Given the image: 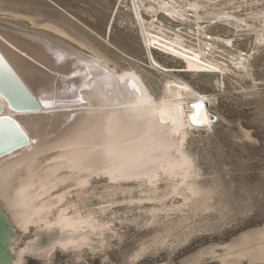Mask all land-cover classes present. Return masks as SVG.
Listing matches in <instances>:
<instances>
[{
    "label": "rangeland",
    "instance_id": "374dc122",
    "mask_svg": "<svg viewBox=\"0 0 264 264\" xmlns=\"http://www.w3.org/2000/svg\"><path fill=\"white\" fill-rule=\"evenodd\" d=\"M219 1L207 10L234 2ZM246 2L249 7L240 8L241 13L228 8L236 17L258 18L259 0ZM129 5V0H0V19L61 38L117 73L136 72L154 99L163 96L170 77L214 98L211 127L189 130L184 146L192 162L187 182H194L197 195L182 201L184 185L173 191L181 176L162 170L153 179L129 182L94 175L66 190L58 208L35 214L33 223L20 227L16 250L25 251L38 240L43 246L51 243L56 230L52 223L63 210L64 215H88L103 223L108 243L101 248L94 247L97 240L83 247L57 244L48 264H264V45L253 55L250 77L226 74L219 86L217 74L191 68L206 71L203 61L186 60L182 57L188 54L174 55L161 47L148 52ZM159 19L171 27L180 24L164 14ZM247 19L257 27L256 20ZM234 31L221 21L207 29L213 36L232 38L236 49L248 52L253 37ZM220 48L225 51L215 62L227 63L230 52L225 55L228 50ZM149 56L159 65L152 66ZM24 261L45 262L27 255Z\"/></svg>",
    "mask_w": 264,
    "mask_h": 264
},
{
    "label": "bare ground",
    "instance_id": "6f19581e",
    "mask_svg": "<svg viewBox=\"0 0 264 264\" xmlns=\"http://www.w3.org/2000/svg\"><path fill=\"white\" fill-rule=\"evenodd\" d=\"M129 2V9L131 10L133 19L135 20L139 29L143 44L148 52L152 49L153 39L162 37V39L159 40L158 43L166 44L171 48L173 46L179 47L182 50L181 52L188 54L189 56L193 55L194 53L200 55L201 61H203L207 65L204 70L211 71V68L220 69V71H218V76L221 75L222 79L218 77V80L216 81L219 86H223L224 77L226 74H233L234 76L241 77L242 79L244 77H250L251 61L253 55L257 53L258 46L261 47L264 45V32L260 31L261 24L258 18L253 19L254 21L256 20V23H258L257 28L255 26H252L253 23L255 25V22H253L251 25V21L249 20L250 22H248V17H236L235 15L237 14H235L234 11L230 12V9L228 7L219 9L217 8V11L214 9L208 11V7H217L219 3L222 2H216V0H129ZM189 3L196 4L198 5V7L194 11L189 8L188 13L190 15H187L184 20L173 19L172 17L166 15V13L168 12L174 13L177 17L182 15L183 12L180 7H178V5ZM165 5H167V7H165ZM149 7L152 8L151 12H149ZM161 14H164L168 19L172 21L179 22V26L171 27L170 25H167L164 21L159 19V15ZM229 16L234 17V19H227V17ZM257 16L259 17V14ZM240 20H243L244 23L238 24V21ZM152 21H159V26H156V24ZM218 21L231 25L235 30V34H239L241 32L246 34L244 36L253 35V47L248 52H244V50L236 49L234 47V40L232 38H230L232 40V44L230 47L227 44V41L229 40L228 38L223 39L222 37H220V35L213 36L209 34L207 32V29L212 24ZM251 32L255 34H252ZM169 38H171L170 42L166 43L169 41ZM4 41H8V43L11 44L12 47H8V45L5 44ZM49 45H59L62 46L63 49L68 50L67 53H65L66 59L64 62H57L56 53H50L48 51ZM220 46H223L228 50L225 55H228V53L230 52L229 59L227 61L225 60L227 63L221 62L224 61L222 59L220 60V63H218V61L215 62L216 58H218V55H222L223 51H225L221 49ZM185 47L189 49V51L184 52L183 49ZM263 47L259 48L258 50L262 49ZM73 54L77 58H89L94 62L99 63L102 67L109 69L98 58L96 59L90 57L89 55H86L84 52L78 50L70 43L64 41L61 38L51 36L36 29L25 28L17 23H12L10 21L0 19V55L4 56L6 62L13 68L14 71H16L17 75L27 85L30 91L37 92L38 90H40L41 93L53 92V89L59 91L60 88H56L59 82H62L64 84L75 82V84L78 86L80 81L72 76V69L75 67V64L69 62L70 57ZM149 57L152 66L159 65L152 56ZM241 57L244 58L243 63H241ZM43 67H46L47 69ZM191 68L195 69L194 71L199 73L206 72L202 71L201 68L194 65H191ZM109 70L116 76L124 75L126 79L135 80L138 86L146 90L147 94L153 98V96L145 86L142 78L136 72L123 71L121 73H117L114 70ZM80 71L83 73L84 69L81 68ZM215 72L216 71H211L209 72V74H216ZM92 74L96 75L95 72H93ZM168 85H172V87H168ZM177 85H184L185 87H177ZM162 94L163 96L160 98V100L168 101L169 103L176 101V104L183 110V122L186 127H182L180 129V137L183 140V144L180 147V155H186L188 157V155L184 151V146L189 136V130L197 131L209 129L211 127V124L210 127L208 125L198 127L192 124L190 117L196 115V110L192 109L190 105L191 103H196L203 99L205 108L204 111L200 113V117L202 118L204 113H207L208 118L212 123V117L209 111V107L210 104L215 101V99L196 92L189 82L179 77H170V79H168L163 85ZM0 102L3 104L5 110L2 115H11L13 119L18 121V123H20L21 126L25 128V131H28L30 135L37 140H43L51 144H56L58 138L62 135L69 123H66V121L63 120L64 116L71 113L69 107L56 108L53 110L43 109L41 114L16 113L8 108L7 103L4 99ZM39 124H44L45 127H42L40 129V127L38 126ZM4 128V125L0 126V145H3L4 137L2 138L1 134L4 135V133H2V131H4ZM87 151V149L79 147L65 148V153L67 154H80ZM60 155H62V153L53 151H46L43 155L37 154L36 162L31 171H25L22 176H18L14 179V185L16 189L19 190L21 187H24L26 185H34L35 187L32 189V192L43 195L42 193H40V185L41 182L46 179L47 175L50 174L48 172L49 169L57 170V178L62 176L73 177V179H69L67 183H61L58 187H56L54 191L50 192L49 195L51 197L60 195L63 196L66 190L70 189L73 186H77L78 184L76 182V177L78 176L82 175L84 177L81 185L86 183L89 179L88 173L81 174L70 172L65 167H59V165L63 163L58 159ZM172 155L175 159L172 161H163L160 166V170L167 174H179L181 176V178L174 184L173 191H176L179 185H184L183 187L185 189H182V192L185 198L182 201H184L185 199L189 201L188 199H192L193 197H195V195H197L196 185L194 184V182H187L190 172H188L187 176H185V169L176 167L173 170L169 168L170 163H177L179 160V157H176L175 152L172 153ZM46 161L49 162L46 164ZM158 171L159 170L155 172V175ZM101 174L105 175L103 174V172L98 175ZM94 175L97 174H93L90 177ZM155 175L148 177L149 179H153ZM106 176H108L112 181L122 180L129 182L135 180L131 178L122 179L109 175ZM29 195H31V199L35 207L31 209L24 207L16 209V218H13V216H11L6 211L5 207L0 204L1 210L14 229V234L11 239V252L13 254L11 264H27L24 261L25 255L44 260V264H48L50 263L49 259L52 257V253L53 251H55L54 249L56 245L60 243H66L67 245L73 244V247H83L84 245H89L91 243H93L94 245L95 243H97V245H94L95 248H101L104 247L105 244L107 245L108 240L106 239L108 238V236H106V232H104L102 229L104 225L103 223H96L94 221V218L92 217V221H89V224L92 225V223L94 222V226L97 230L93 231L92 226L81 228L77 224V221H87L89 216H71L70 213H66L67 215H63V217L61 216L57 221H54L55 223H52L53 225L55 224L52 229L55 230L56 228V230L55 238L51 243H47V246H43L38 242V240L36 242L34 241L32 244H29L25 251H17L15 243L20 232V227L24 229V227L30 224V221L33 223L32 217L36 214V209L46 207L48 208L50 207V204L60 203V201L58 200H52L49 204H46L44 203V201L49 200V196H44L43 199H37L35 195H32L31 193H29ZM28 217H31V219L29 220ZM51 226H48L49 229ZM94 236H97V239H94ZM95 240H97V242L94 243L93 241ZM70 247L72 246L70 245Z\"/></svg>",
    "mask_w": 264,
    "mask_h": 264
},
{
    "label": "snow or ice",
    "instance_id": "6c2138e0",
    "mask_svg": "<svg viewBox=\"0 0 264 264\" xmlns=\"http://www.w3.org/2000/svg\"><path fill=\"white\" fill-rule=\"evenodd\" d=\"M259 2L258 19L261 24L260 31L264 32V0H259ZM238 3L239 7L236 6V0L232 5L226 4L225 7H232L236 11L249 7L246 0H238ZM178 7L182 10V15L177 17L172 12L166 15L173 19L184 20L187 15H190L188 9L191 8L194 11L198 5L189 3L178 5ZM151 11L152 8L149 7V12ZM248 18L257 19V17ZM227 19H234V17L229 16ZM152 22L159 26V21ZM243 23V20L238 21V24ZM161 39L162 37L153 39L152 46L161 47L164 51L171 50L174 55H181L182 50L179 47L173 46L169 49L166 44H159L158 41ZM170 40L171 38L166 43ZM4 43L12 47L8 41ZM227 44L231 47L232 40L229 39ZM48 51L56 53L57 62H64L65 53L68 50L59 45H49ZM183 51L187 52L189 49L185 47ZM182 58L201 62L200 55L195 53L191 56L184 55ZM243 59L241 57V63ZM0 62H4L9 75L16 83H19L2 55H0ZM69 62L75 64L72 76L80 83L78 86L75 82L70 83L66 89L71 93V98L67 105L62 101L61 106H68L72 115L56 144L33 138L20 123L13 120L11 115L0 116V121H3L5 125L2 148L4 156L0 157V204L13 218L17 217L16 209L35 207L29 193L35 195L37 199L49 196V200L44 201L46 204L52 200L63 202L62 195L51 197L49 194L61 183H67L73 177L57 178L55 169H49L50 174L41 182L40 193L43 195L32 192L34 185H26L19 190L14 185L16 177L22 176L25 171H31L37 154L43 155L46 151L62 153L58 157L63 162L59 167H65L70 172L88 173L89 178L101 172L122 179L154 176L155 172L160 170L163 161L175 159L172 155L174 152L179 160L177 163H170L169 168L185 169V176L192 170L191 160L186 155H180V147L183 144L180 129L186 125L183 122V110L176 104V101L169 103L154 99L147 94L146 90L138 86L135 80L126 79L124 75L116 76L109 69L89 58H77L73 54ZM81 68L84 69L83 73L80 71ZM210 70L220 71L218 68ZM93 72L96 75H93ZM177 87L185 86L177 85ZM2 100L3 98L0 97V101ZM39 104L45 109L53 106L52 102L44 98L39 100ZM190 106L196 110V115L190 117L192 124L198 127L205 125L210 127L211 121L207 113H204L202 118L200 117V113L205 108L203 99L191 103ZM66 147L85 148L88 151L80 154H67L65 153ZM83 180L82 175L76 177L78 186ZM58 207L59 204H50L48 209H36V214ZM63 215L64 212L61 210V216ZM28 219L30 220L31 217ZM89 221H92L91 216L87 221H77V224L81 228L92 226L93 231H96L94 222L90 225ZM67 246L66 243H60L61 248Z\"/></svg>",
    "mask_w": 264,
    "mask_h": 264
},
{
    "label": "water",
    "instance_id": "95a60500",
    "mask_svg": "<svg viewBox=\"0 0 264 264\" xmlns=\"http://www.w3.org/2000/svg\"><path fill=\"white\" fill-rule=\"evenodd\" d=\"M247 37H254L253 35H248ZM6 61V60H5ZM11 68V71L15 73L16 80L19 83H16L15 80L9 75L8 70L4 66V62H0V96L6 101L8 108L11 111L16 113H42V110L45 109L42 105L39 104V100L41 98L48 99L52 102L53 106L47 108V110H53L56 108H68V106H61V102L63 101L65 105L68 104L71 98V93L67 92L66 89L70 84H64L59 82L56 88H60L59 91L54 90L53 92H37L30 91L27 85L22 81V79L17 75L16 71L8 64ZM42 67V66H41ZM47 69L46 67H43ZM53 71V70H52ZM217 76L219 75L218 72H215ZM201 74V73H200ZM202 74H209V72H203ZM231 75V74H228ZM221 78V75L218 76ZM58 81V80H57ZM54 88V87H53ZM55 88V89H56ZM52 91V90H49ZM33 92V93H32ZM31 97V99H29ZM22 98V99H21ZM4 106L0 102V116L4 113ZM72 113L63 117V120L69 122V118ZM16 121L15 119H13ZM57 121V120H55ZM54 121V122H55ZM18 123V121H16ZM53 122V123H54ZM4 122L0 121V126H3ZM40 129L45 127V125H38ZM5 127V125H4ZM49 127V126H48ZM4 133V131H2ZM3 138L4 135L1 134ZM3 145H0V157L4 156V152L2 150ZM9 151H13L9 149ZM15 155V152H13ZM14 229L6 216L4 215L3 211L0 208V264H11L13 259V254L11 252V239L13 237ZM34 262V261H33Z\"/></svg>",
    "mask_w": 264,
    "mask_h": 264
}]
</instances>
